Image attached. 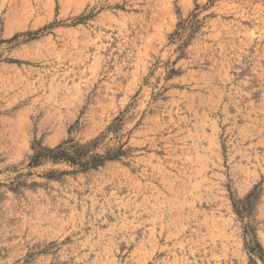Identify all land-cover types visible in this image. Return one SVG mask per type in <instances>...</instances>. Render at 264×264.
Instances as JSON below:
<instances>
[{
    "label": "rangeland",
    "instance_id": "obj_1",
    "mask_svg": "<svg viewBox=\"0 0 264 264\" xmlns=\"http://www.w3.org/2000/svg\"><path fill=\"white\" fill-rule=\"evenodd\" d=\"M0 264H264V0H0Z\"/></svg>",
    "mask_w": 264,
    "mask_h": 264
},
{
    "label": "trees",
    "instance_id": "obj_2",
    "mask_svg": "<svg viewBox=\"0 0 264 264\" xmlns=\"http://www.w3.org/2000/svg\"><path fill=\"white\" fill-rule=\"evenodd\" d=\"M57 148H59V147H56L54 149H48V152H50V153H56ZM36 159H37V157H35V161H33L32 163H35L36 162Z\"/></svg>",
    "mask_w": 264,
    "mask_h": 264
}]
</instances>
